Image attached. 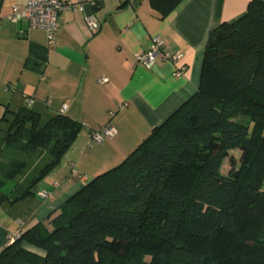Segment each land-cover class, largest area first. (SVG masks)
<instances>
[{"label":"trees","instance_id":"16d2710c","mask_svg":"<svg viewBox=\"0 0 264 264\" xmlns=\"http://www.w3.org/2000/svg\"><path fill=\"white\" fill-rule=\"evenodd\" d=\"M181 1L151 0L162 17ZM33 104L0 119V206L35 198L83 130ZM263 186L264 0H252L211 30L197 91L120 164L9 241L0 264H264Z\"/></svg>","mask_w":264,"mask_h":264},{"label":"crops","instance_id":"0c3cea01","mask_svg":"<svg viewBox=\"0 0 264 264\" xmlns=\"http://www.w3.org/2000/svg\"><path fill=\"white\" fill-rule=\"evenodd\" d=\"M28 1L0 0V119L30 96L33 107L52 114L66 105L65 114L83 130L38 184L37 191H49V198L0 206V252L12 233L44 220L88 180L120 164L187 101L199 87L211 30L239 19L252 0H182L164 17L151 0H87L85 9L60 15L54 43L44 29L8 18L13 6ZM87 15L98 21L97 31H89ZM157 35L163 51L180 53V61L163 51L151 67L138 61L139 53L153 49ZM107 124L115 136L91 144V133Z\"/></svg>","mask_w":264,"mask_h":264},{"label":"built area","instance_id":"2783aa9c","mask_svg":"<svg viewBox=\"0 0 264 264\" xmlns=\"http://www.w3.org/2000/svg\"><path fill=\"white\" fill-rule=\"evenodd\" d=\"M90 3L94 4L93 0H88ZM87 0H29L26 5H15L12 7V11L8 15V18L13 22L26 21L30 26L35 28L44 29L47 32V37L49 43L55 42V36L57 31L60 28L59 18L60 15L67 9L80 8L81 10L85 9V3ZM87 25L90 32H95L99 28L98 21L92 16L87 15ZM164 41L157 35L154 37V47L151 51L139 53L137 59L139 62L146 64L151 67L155 63V58L163 51ZM165 58H168L174 62L181 60L182 55L180 53L171 54L169 52H162ZM185 67L177 69L176 75L181 76L183 74ZM102 80H107L103 77ZM25 101L28 105L34 103V99L30 96L25 97ZM67 106L65 105L62 111H65ZM116 134V129L111 124H107L98 131H93L91 133V144H100L105 139L113 138ZM74 175H77L74 172ZM83 178H86L83 176ZM40 198L46 199L51 196L49 191H39L37 194ZM21 236L20 232H15L10 235V242H13Z\"/></svg>","mask_w":264,"mask_h":264},{"label":"rangeland","instance_id":"374dc122","mask_svg":"<svg viewBox=\"0 0 264 264\" xmlns=\"http://www.w3.org/2000/svg\"><path fill=\"white\" fill-rule=\"evenodd\" d=\"M243 121L245 122H247L248 120L247 119H243ZM5 123H3V122H1L0 123V130H3L4 128H5ZM231 153V155H233L234 156V158H236L237 160H239V158H240V156H241V152L239 151V150H234V151H231L230 152ZM237 165H239V162H238V164ZM229 169H230V161H229V159L227 158V160H226V162H225V165L222 167V172L224 173H228V171H229ZM263 189H264V186H263ZM16 195V193L14 192V194H12V197H14ZM37 200V199H36ZM37 201H40V200H37ZM49 216V214L45 217V219H47V217Z\"/></svg>","mask_w":264,"mask_h":264}]
</instances>
